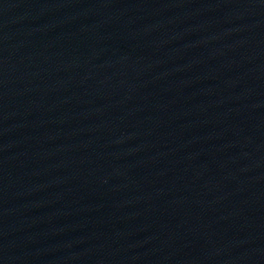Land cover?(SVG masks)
Listing matches in <instances>:
<instances>
[{"label":"water","instance_id":"95a60500","mask_svg":"<svg viewBox=\"0 0 264 264\" xmlns=\"http://www.w3.org/2000/svg\"><path fill=\"white\" fill-rule=\"evenodd\" d=\"M0 264H264V0H0Z\"/></svg>","mask_w":264,"mask_h":264}]
</instances>
